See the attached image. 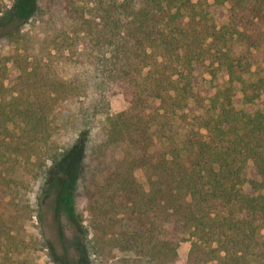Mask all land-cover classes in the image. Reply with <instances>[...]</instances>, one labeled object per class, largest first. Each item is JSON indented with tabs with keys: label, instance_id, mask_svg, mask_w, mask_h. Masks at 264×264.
Masks as SVG:
<instances>
[{
	"label": "trees",
	"instance_id": "16d2710c",
	"mask_svg": "<svg viewBox=\"0 0 264 264\" xmlns=\"http://www.w3.org/2000/svg\"><path fill=\"white\" fill-rule=\"evenodd\" d=\"M0 44V264H25L3 201L20 168L65 157L64 112L89 229L79 223L82 244L64 263L92 264L109 248L114 264H178L190 241L183 264H264V0H0ZM201 65L226 76L206 96ZM114 96L125 107L108 114ZM99 114L106 132L90 144ZM119 146L129 156L110 161ZM54 202L58 215L70 210L72 191Z\"/></svg>",
	"mask_w": 264,
	"mask_h": 264
},
{
	"label": "rangeland",
	"instance_id": "374dc122",
	"mask_svg": "<svg viewBox=\"0 0 264 264\" xmlns=\"http://www.w3.org/2000/svg\"><path fill=\"white\" fill-rule=\"evenodd\" d=\"M49 0H38L41 6L46 5ZM212 2V0H208ZM215 20L219 24L226 21L227 6L220 5L214 9ZM8 46L1 45L0 49L7 50ZM241 48L236 45V51ZM257 62L261 63V53L253 51ZM14 74V72H13ZM195 84L199 92L206 96L211 94L215 87L222 85L225 81V73L223 69L216 70V78L208 73L207 68L203 65L196 66L194 71ZM250 79H254L253 75H249ZM240 96L236 98V103L239 105ZM263 101H259L255 105H250L248 109H255L262 105ZM125 107V102L120 96H114L110 99V109L108 114H112L122 110ZM189 108L194 110L196 106L191 103ZM199 111V108H196ZM65 117L66 128L57 136L60 151H65L66 155L59 163L51 164L47 161L42 167L34 165L30 161L26 167L20 168L16 175L17 187H15L10 196H5L3 202L9 203L7 213L14 206L16 213L15 232L18 239L22 240L26 245V253L23 256L25 264H57L64 263L69 257V262L73 261L72 254L75 251V242L82 236L79 223L88 231L87 227V211L85 209V196L81 183L75 179L77 171V163L80 155V144L77 141V131L71 126V116L64 112L61 114ZM107 128L106 114L97 115L91 124L89 134L90 144L97 143L105 135ZM182 131V130H180ZM180 132L178 137L182 136ZM158 141L154 144V149L158 148ZM109 156L110 161L125 159L129 156V151L124 146H119L112 151ZM247 173L251 174V169H247ZM135 176L139 178L147 188L146 179L143 170L135 171ZM72 191L74 204L69 210L61 209L59 215L56 212L54 202L57 193H65ZM1 201V199H0ZM1 209V208H0ZM6 211V210H5ZM71 213V214H69ZM72 218V222L68 219ZM80 243L81 239H80ZM190 248V241L180 243L178 253V264H183L187 258V253ZM120 254L113 249L108 250L103 257L97 258L92 264H114L116 258ZM89 263V262H88Z\"/></svg>",
	"mask_w": 264,
	"mask_h": 264
}]
</instances>
